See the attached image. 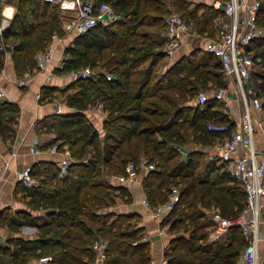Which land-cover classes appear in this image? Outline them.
I'll return each mask as SVG.
<instances>
[{
  "label": "trees",
  "instance_id": "obj_1",
  "mask_svg": "<svg viewBox=\"0 0 264 264\" xmlns=\"http://www.w3.org/2000/svg\"><path fill=\"white\" fill-rule=\"evenodd\" d=\"M108 2L119 19L108 25L97 24L72 38L63 49V68L59 74L83 67L99 71L92 77L71 81L65 97L75 113H58L52 125L59 150L68 148L71 162L60 175L59 166L37 164L30 175L38 186L19 182L17 189L28 196L32 210H44L47 222L36 225L29 212L13 216L0 214V224L11 231L22 225L35 227L38 238L13 239L0 244V253L11 264H27L30 259L50 256L44 264H88L93 259L91 244L106 242L107 264H151L150 245L143 241V227L133 214L114 212L119 198L131 202L125 185H115L108 177L121 174L128 161L146 157L156 168L142 179L151 206L163 203L176 185L179 200L167 216L171 232L180 227L186 235H174L164 252L167 264H235L246 245L238 227L227 229L229 243H207L205 229L214 213L223 218L238 215L245 206V192L222 164L201 169V161L219 134L207 131L208 122H231L222 111L223 102L209 98L201 106L199 92L225 88L221 63L203 48L166 67L164 35L153 37L140 27L162 28L172 9L203 35L215 31L217 11L209 1L196 0H86ZM170 7V9H169ZM17 12L3 31V41L11 46L0 50V69L5 52H10L14 70L21 75L35 64V55L52 36L61 37V13L57 5L44 0H19ZM203 10L200 14V11ZM258 24L264 26V0L260 3ZM64 32V33H63ZM257 62L254 83L264 109V40L254 42ZM258 67V68H257ZM106 75L111 78L107 79ZM56 87L45 86L40 100ZM211 92V93H210ZM101 104L107 112L103 136L83 114ZM17 105L0 100V137L14 134ZM14 122V123H13ZM54 144V143H51ZM187 151L182 156V151ZM227 182H235L230 185ZM177 188V187H176ZM214 211L209 216L206 210Z\"/></svg>",
  "mask_w": 264,
  "mask_h": 264
},
{
  "label": "built area",
  "instance_id": "obj_2",
  "mask_svg": "<svg viewBox=\"0 0 264 264\" xmlns=\"http://www.w3.org/2000/svg\"><path fill=\"white\" fill-rule=\"evenodd\" d=\"M57 5L61 13V27L66 35L71 38L87 32L97 24L108 25L120 16L106 1L94 3L86 0H44ZM261 0H209V5L217 11L215 23V36L207 37L204 49L219 59L222 68V77L226 83L225 88L208 92H199L196 96L198 105L203 106L209 98L223 102L228 112L231 111V122H208L206 129L209 132L219 134L218 139L211 146L213 158L222 164L229 176L238 181L245 192V206L236 216L223 218L217 213L212 216L213 222L221 231L238 227L246 245L240 251L235 264H260L257 256V242L259 240L258 223L260 217V198L264 196V151L257 149L256 124L254 112H262L263 107L257 93L253 79L255 70L254 55L256 48L254 42L264 40V26L258 24V14ZM170 9V7H169ZM13 7L8 15L5 9L0 10V50H5L3 43V31L8 27L12 16ZM164 47L167 55L174 53L189 37H199L181 15L170 9L166 17V25L163 32ZM206 37V36H204ZM52 36L51 42L43 50L35 55L34 67L24 71L21 75L6 74L3 67L0 69V100H8L7 91L2 83L4 80L19 87H29L32 81V70L46 72L51 66L48 77L63 68V56L56 58V47ZM99 70L83 67L73 69L64 75L71 81L86 79L94 76ZM50 73V74H49ZM107 79L111 77L106 75ZM233 87V92L230 90ZM235 95L241 108L237 118L234 115L238 108L232 107L229 102ZM40 95L38 94L37 97ZM102 107L101 104H98ZM56 113H61L60 105L56 107ZM179 149V148H178ZM183 155L187 151L181 150ZM31 152H38L35 146L30 147ZM49 151L59 153V173L63 175L71 162V153L64 147L59 150L56 144L49 147ZM8 162L0 158V179L8 170ZM156 168L153 162L146 157H140L137 161H128L121 174L111 176L118 184L130 185L148 175ZM19 182L27 187L38 186L37 180L30 175V167H25L18 173ZM179 200V189L173 187L167 200L151 206L147 199L143 204L150 207L153 215L161 217L167 215ZM143 241L149 237L143 236ZM106 242L95 239L91 244L93 259L88 264H107ZM51 259L43 257L41 264Z\"/></svg>",
  "mask_w": 264,
  "mask_h": 264
},
{
  "label": "crops",
  "instance_id": "obj_3",
  "mask_svg": "<svg viewBox=\"0 0 264 264\" xmlns=\"http://www.w3.org/2000/svg\"><path fill=\"white\" fill-rule=\"evenodd\" d=\"M139 31L142 33L147 32L153 37L155 36V28L143 26L139 28ZM214 36L215 31L211 35L203 34L195 38L189 37L174 53L167 56L166 60L168 62L166 67L179 58L188 55L195 47L204 49L207 37L213 38ZM71 40L72 38L66 35L65 38L56 39L54 41L56 58L64 55L63 49ZM51 68V66L47 67L46 72L32 70V81L29 87H19L6 80H4V82L2 81L8 94L7 101L15 103L19 113L17 121L13 124L15 130L14 134L5 140L0 137V158L7 161L9 165L4 177L0 179V214L4 213L8 216H13L18 212L26 211L31 214L36 225L47 222L49 218L46 216V211L44 210H32L26 202L28 196H26L24 192L16 190L19 184L17 175L27 166L32 167L40 163L46 166L51 163L58 165L61 155L49 151V147L53 145L51 143H59L55 140L56 132L52 127L56 115L58 114L56 113V107L60 105L61 113L76 112L75 109L68 107L66 102L56 100L55 97L60 91H65L66 93L72 92V90H66L71 80L67 75L59 73H53L48 77V72ZM3 69L6 74H15L11 56L8 57L7 55L5 58ZM45 86L56 87L57 90L52 93H46L45 97L40 100V96L37 97V95H40L42 87ZM230 90L233 92L232 86H230ZM229 104L234 108H238L237 112L232 115L234 118H237L241 106L235 95H232ZM220 109L227 112L229 115L231 114V111L228 112L229 109H227L224 103ZM83 114L98 129L100 135L103 136L102 124L107 118V112L97 104L90 106ZM254 122L257 128V149L263 152L264 109L262 112H254ZM31 146H35L38 152H31ZM205 150L209 152L203 156L201 164H206V166H208V164L212 165L213 155L211 153V147ZM108 179L112 184L119 185L114 179L109 177ZM125 187L128 189V194L132 200L130 203H125L117 198L113 207L114 212L133 214L137 225L143 227V236L149 237L148 243L150 245L151 264H167L164 252L169 248L172 239L169 224L165 223V217L167 215L161 217L155 216L151 212L150 207L143 204V200L147 198L142 179L130 185H125ZM260 206L258 223L260 236L257 242V256L259 263L264 264V196L260 198ZM213 225L216 226L214 222ZM37 238L38 234L35 227L22 225L18 231H11L6 225L0 224V244L4 246L10 245L12 247L10 241L13 239L34 240ZM206 242H217L223 245L228 244L229 239L227 231H221L217 228V234L207 237ZM42 258L30 259L27 264H41ZM0 264L11 263L8 262V257L6 255L0 253Z\"/></svg>",
  "mask_w": 264,
  "mask_h": 264
},
{
  "label": "rangeland",
  "instance_id": "obj_4",
  "mask_svg": "<svg viewBox=\"0 0 264 264\" xmlns=\"http://www.w3.org/2000/svg\"><path fill=\"white\" fill-rule=\"evenodd\" d=\"M203 0H196V3H198V2H202ZM204 1H206V2H208L209 0H204ZM203 1V2H204ZM262 1L263 0H261L260 1V3H262ZM18 3H19V0H0V10L1 9H5V11H6V8H9V10L11 11V8L13 7V14H12V16L11 17H13V15L17 12V5H18ZM205 3V2H204ZM203 10H201L200 11V14H201V12H202ZM7 12V11H6ZM149 31V30H148ZM162 32H163V29L162 28H155V37H159V36H161L162 35ZM64 33V32H63ZM66 37V34L64 33V34H62L61 35V37L60 36H58L57 34H56V38L57 39H60V38H65ZM51 40H52V38H51ZM51 40H50V42H51ZM49 42V43H50ZM49 43H47L46 44V46H48V44ZM3 45L5 46V48L7 49L8 47L10 48V46H11V44H10V42L9 41H7V42H5V43H3ZM64 48V47H63ZM5 49V50H6ZM7 55H8V57L10 56V52L7 50L6 52H5V58L7 57ZM167 60L165 59V63L167 64ZM170 62V61H169ZM256 61H255V65H256ZM4 64H5V62H4ZM258 68V67H257ZM18 73H19V71H17ZM16 71H15V74L17 75L18 73H17ZM19 76V75H18ZM212 92V91H211ZM210 92V93H211ZM68 93H70V92H68ZM68 93H66L65 91H60V93H58L57 95H56V100H58V101H61V102H65V97H66V95L68 94ZM209 94V93H208ZM5 101V100H4ZM17 110H18V107H17ZM18 113H19V110H18ZM18 113H17V116L16 117H18ZM17 119V118H16ZM14 123V122H13ZM13 126V124H11V127ZM206 164H201V169H203V167L205 166ZM228 184H230V185H236V183L235 182H227ZM176 187L178 188V189H183V185L182 184H179V185H176ZM214 211V209H212V210H207L206 212H207V214L210 216V214L212 213ZM205 231L207 232V237H209V236H213L214 234H217V227L215 226V225H213V223L210 225V226H208L206 229H205ZM170 234H171V236L173 237L174 235H186L187 236V231H185V228L184 227H180L179 228V230H178V232H171L170 231Z\"/></svg>",
  "mask_w": 264,
  "mask_h": 264
},
{
  "label": "bare ground",
  "instance_id": "obj_5",
  "mask_svg": "<svg viewBox=\"0 0 264 264\" xmlns=\"http://www.w3.org/2000/svg\"><path fill=\"white\" fill-rule=\"evenodd\" d=\"M6 11H7V14H10V10H9V8H6Z\"/></svg>",
  "mask_w": 264,
  "mask_h": 264
}]
</instances>
